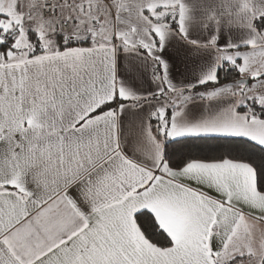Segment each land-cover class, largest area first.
<instances>
[{"label":"snow or ice","instance_id":"6c2138e0","mask_svg":"<svg viewBox=\"0 0 264 264\" xmlns=\"http://www.w3.org/2000/svg\"><path fill=\"white\" fill-rule=\"evenodd\" d=\"M38 8L0 0V264H264V72L223 57L236 79L195 95L228 102L189 121L194 86L172 84L155 54L170 23L139 41L159 66L142 97L117 85L112 50L40 23ZM218 82L215 68L199 81ZM147 99L151 123L129 129L136 161L120 146L122 102Z\"/></svg>","mask_w":264,"mask_h":264},{"label":"crops","instance_id":"0c3cea01","mask_svg":"<svg viewBox=\"0 0 264 264\" xmlns=\"http://www.w3.org/2000/svg\"><path fill=\"white\" fill-rule=\"evenodd\" d=\"M64 1L71 3L72 6L66 11H61L60 17L69 18L71 21L75 19L74 31L78 35H86L84 23L92 19H101L110 25L113 38L110 35L107 40H103L98 35L99 32L90 36L94 37L97 45L113 51L117 85L121 84L142 97L154 95L158 87L153 81L156 61L150 58L142 47L132 48L130 41L135 39L140 46L139 41L148 38L149 30L161 27L149 24L144 19L145 11H154L164 6L174 7L178 9V19L179 7L175 5V0H113L112 14L103 11L104 7L95 0L93 4L89 3L91 0ZM28 2L32 5H41V0ZM181 2L186 10L184 15L186 37L179 34L178 26L175 30L165 29L163 47L155 53L167 65L168 78L176 87L194 86L195 89L203 86L199 83L200 79L213 68L217 71L224 54L235 56L237 53L247 54L264 50V29L259 32L252 26L255 18L264 16V0H181ZM35 15L38 19L39 9ZM213 37L216 38V46L208 43ZM126 39L129 41L127 52L124 50ZM156 42L159 46L158 37ZM230 44L236 46L231 48L233 50H243L225 52L230 50L227 48ZM227 102L220 97L211 101L196 99L194 94L186 105L185 119L198 120L217 111ZM122 103L126 107L119 121L121 150L130 159L140 161L139 134H130L129 129L139 125L142 130L145 122L151 123L149 116L155 109V102L147 99L135 108L127 107V101Z\"/></svg>","mask_w":264,"mask_h":264},{"label":"rangeland","instance_id":"374dc122","mask_svg":"<svg viewBox=\"0 0 264 264\" xmlns=\"http://www.w3.org/2000/svg\"><path fill=\"white\" fill-rule=\"evenodd\" d=\"M93 1L94 0H91V1H89V3L93 4ZM95 1H97L98 4H101L100 6L104 7L102 10L107 12V14H112L114 12V8H113L114 1L113 0H111V1L110 0H107V1L106 0H95ZM45 2H46V0H41V5L38 8L39 9L38 21L40 23L47 25L49 22H51V23L58 25V27H59L60 21H69V22L71 21V19H69V18L60 17V14H61L60 12L66 11L68 8H70L72 6L71 3L66 2L64 0H57V3H56L57 15L52 17L51 19H48V18L44 19L41 16V8ZM147 13L151 17V22H149V20L145 18V15H144V19L146 21H148V23L151 25L162 26L165 22H167V23H170V28H169L170 30H173L172 28L176 25L175 21L172 20V14L175 13L176 17H178V9L177 8L164 6L161 9H157L154 11H147ZM158 13H164L165 15L161 16V15H158ZM165 17L167 18L166 20H165ZM84 24H86L85 28L87 31L85 36L94 35L96 32H99L98 35L103 40H107L110 37V35L112 36V34H111L112 32L110 33V28H109L110 25H108L107 22H102L101 19H99V20L92 19V21L90 20L89 22H85ZM70 25H71V28L68 32H72L74 35L79 36V38H81V39H83L85 37L84 35H78L74 31L75 25L72 24V21L70 22ZM176 27H177V25H176ZM112 38H113V36H112ZM137 47H140V46H138V42H137ZM244 53L245 52H242L239 54L247 56V60L243 64V66L245 67L246 73L264 72V50L252 51V52H249L247 54H244ZM225 56H227V55L224 54L223 57H225ZM245 78H247V77L245 76Z\"/></svg>","mask_w":264,"mask_h":264},{"label":"trees","instance_id":"16d2710c","mask_svg":"<svg viewBox=\"0 0 264 264\" xmlns=\"http://www.w3.org/2000/svg\"><path fill=\"white\" fill-rule=\"evenodd\" d=\"M252 26L254 29L261 32L264 29V16L255 18L252 22ZM172 29H176V25ZM241 50L243 49H236V50L230 49V50H226L225 52L233 53V52H239ZM157 69H158V65L154 63V70L156 71ZM216 74H217L218 81H219L217 84L213 85L209 83L201 87L195 88L193 89L194 94L200 93V92H207L208 90H211L213 88L220 87L222 84L233 82L236 79V75H237L234 72V70L228 67L226 64L219 65L217 68ZM195 98L197 99L199 98V96L195 95ZM169 156L170 158L175 159V156L171 153L170 150H169Z\"/></svg>","mask_w":264,"mask_h":264},{"label":"built area","instance_id":"2783aa9c","mask_svg":"<svg viewBox=\"0 0 264 264\" xmlns=\"http://www.w3.org/2000/svg\"><path fill=\"white\" fill-rule=\"evenodd\" d=\"M107 1V0H106ZM105 1V2H106ZM56 3H57V0H47V4L49 5L47 8L44 7L45 3L43 4L42 8H41V16L44 18V19H51L52 16L51 15V12H52V9L55 8L57 10V6H56ZM71 28V25H70V22L69 21H64V23H60L59 24V29L61 31H66L68 32Z\"/></svg>","mask_w":264,"mask_h":264}]
</instances>
